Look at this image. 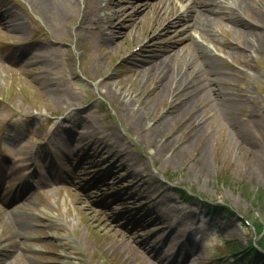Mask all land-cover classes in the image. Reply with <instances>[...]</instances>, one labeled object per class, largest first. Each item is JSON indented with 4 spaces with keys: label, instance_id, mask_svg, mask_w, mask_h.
I'll list each match as a JSON object with an SVG mask.
<instances>
[{
    "label": "rangeland",
    "instance_id": "374dc122",
    "mask_svg": "<svg viewBox=\"0 0 264 264\" xmlns=\"http://www.w3.org/2000/svg\"><path fill=\"white\" fill-rule=\"evenodd\" d=\"M140 1L101 0V17L120 18L118 31ZM150 1L136 13L127 38L104 43L87 19L88 0H49L45 9L34 0H0L1 185L11 188L9 206H23L35 223L29 222L26 240L34 252L11 250L0 264H141L124 255L140 246V236L124 244L118 237L135 224L149 239L144 252L156 264H249L252 250L234 255L229 246L246 249L253 241L264 256V229L258 233L253 224L264 220L256 202L264 190V2L262 15L250 4L243 12L262 40L245 55L237 20L223 16L207 37L190 28L224 59L218 72L237 102L226 110L204 95L201 110L208 117L201 138L191 141L188 126L163 118L171 100L156 104L153 83H138L132 74L150 54L175 42L164 27L179 16L164 19L160 2ZM12 15L25 27L6 25ZM102 30L110 34L108 24ZM188 49L180 63L194 62ZM120 90L133 91L135 106L141 104L138 129ZM154 119L159 129L151 136L144 128ZM168 134L170 146L156 151ZM106 205L125 216L115 220ZM4 226L0 221L3 241Z\"/></svg>",
    "mask_w": 264,
    "mask_h": 264
},
{
    "label": "bare ground",
    "instance_id": "6f19581e",
    "mask_svg": "<svg viewBox=\"0 0 264 264\" xmlns=\"http://www.w3.org/2000/svg\"><path fill=\"white\" fill-rule=\"evenodd\" d=\"M36 1L43 9L49 6V0H34ZM53 1V0H52ZM87 1V0H85ZM91 4L89 5L90 11L88 13V18L90 22L94 25V28L100 30V35L98 39L104 43H110L113 39L120 35L122 40L127 38L130 34L131 24H134L138 21L139 15L138 11L142 9V6H149L152 3L150 0L140 1L137 4L134 3L136 7L135 12L130 13L128 16L124 17L121 21L120 30H115L116 27H119L117 23L121 19L118 17H112L110 21L108 19L101 17L100 5L101 0H88ZM160 2L158 10L162 16L165 15L164 19L171 17V14H177L179 17L176 20H171L169 18V26L164 27L166 32L168 31L169 36L174 38V44H181L180 47L176 48L174 44H168L166 47H162L163 53H154L150 54L145 61L142 62V65L134 67L132 74L134 79L139 80V82L147 81L153 83L152 94H155L154 102L163 103L171 100V103L164 115L163 118L166 120L174 121L177 120V124L184 127L188 126L191 130L188 133L190 140H196L201 138L204 129V121L207 119L208 114L204 110H201V100L204 95H207L211 99H218L219 103L224 106L226 110H230L236 106L237 102L231 97L230 88L227 81L223 78L222 74L218 72V63L224 64V59L212 55L209 50L203 46L200 41L195 38L191 33L190 28L195 29L200 35L207 37L211 36L212 27L214 24L218 23L219 20L224 16L227 19L237 20L239 24L243 23L242 27L244 38L240 43L243 51L241 52L244 55L247 54L253 48L261 47L262 40L258 33V29L253 26L249 21L243 17V12L249 9L250 5L255 6L256 11L263 14L262 3L264 0H238V5L232 4L230 0H181L185 2L183 5L179 4L176 0H171L170 4L164 2V0H158ZM51 2V1H50ZM56 3V2H54ZM250 4V5H249ZM54 8V6L52 7ZM139 16V17H138ZM3 17V14H0V18ZM12 21V22H9ZM9 23L16 24L18 26L25 27L23 23L18 19L16 15H12ZM241 22V23H240ZM104 23L108 24L110 29V34H104L102 26ZM182 23V26L178 25ZM91 24V26H92ZM176 31V35L171 34V31ZM248 37V38H247ZM172 38V39H173ZM250 39V41H248ZM190 46L188 49L187 47ZM239 46V45H238ZM190 50L194 56V62L190 63V59H182L180 63V56L184 50ZM250 49V50H249ZM197 61L201 62V65H195ZM193 64L195 66H193ZM148 83V84H149ZM192 86V87H191ZM150 91V89L148 90ZM123 100H126L125 104L132 105V115L131 120L132 127L138 129V122L141 121V104H137V98L134 92L129 91L124 92L120 90L117 92ZM236 102V103H235ZM201 110V111H200ZM148 115V112H144ZM159 123L156 119L152 124L144 128L148 131L151 136H154L159 129ZM235 133L243 134V129L240 124H236L234 128ZM161 135L162 133L159 132ZM170 134L163 137V142L156 144V151H164L172 143ZM190 140H188L190 142ZM82 157L84 162H87V156L79 155ZM109 180V179H108ZM2 181L0 179V221L6 222V234L5 240L0 237V260L4 259L10 251L22 250L28 252L31 255L34 252V248L26 240L28 235L27 229L31 222L33 226L35 223L32 221V215H24L23 210L20 207H10L11 201H13L10 196L11 188L7 185L2 187ZM101 186L99 189H103ZM84 201H79L78 205L83 206ZM122 206L121 208H123ZM110 212L115 213L117 217L123 218L125 216L124 212L115 210L113 207L106 205L105 207ZM115 220L112 222H115ZM134 230L127 232L129 230H124L127 234L126 236L118 235L122 244L127 241L129 236L136 238L140 236V246L131 247L124 251V255L128 258H135L140 261L141 264H156L148 259V255L144 252L145 247H151L149 244V239L141 237L139 235V224L133 226ZM157 241H163L165 238L159 233L156 234ZM157 243V242H156ZM167 244V243H166ZM127 246V245H126ZM123 248V247H122ZM190 258H195V255L192 254ZM164 263L163 259L159 260ZM180 261V260H179ZM171 263V261L169 262ZM190 264H196V261L192 259Z\"/></svg>",
    "mask_w": 264,
    "mask_h": 264
},
{
    "label": "trees",
    "instance_id": "16d2710c",
    "mask_svg": "<svg viewBox=\"0 0 264 264\" xmlns=\"http://www.w3.org/2000/svg\"><path fill=\"white\" fill-rule=\"evenodd\" d=\"M222 179V177H221ZM256 202L260 205L262 212L264 214V190H261L257 195H256ZM258 220V221H257ZM257 220L254 221V225L257 227V230L259 232H261L264 229V220L261 218H258ZM264 243V240H263ZM250 250H252V252H249ZM232 251L234 252L235 255H237L239 252H249V253H253L254 257H250V261L249 264H255V262L257 260H262L264 263V256L263 252H260L259 249H257L254 244L252 243L251 247H248L247 249H241L238 250L235 247H232ZM259 264V263H257Z\"/></svg>",
    "mask_w": 264,
    "mask_h": 264
}]
</instances>
